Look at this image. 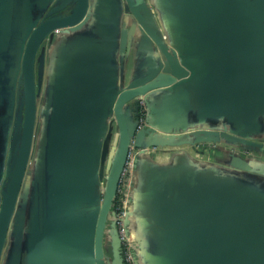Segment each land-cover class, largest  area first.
I'll use <instances>...</instances> for the list:
<instances>
[{
	"label": "water",
	"instance_id": "obj_1",
	"mask_svg": "<svg viewBox=\"0 0 264 264\" xmlns=\"http://www.w3.org/2000/svg\"><path fill=\"white\" fill-rule=\"evenodd\" d=\"M193 9L197 35L167 44L153 0H0V82H7L16 111L12 146L0 157V264H124L112 208L131 148L123 226L133 264H264V184L190 164L169 170L171 182L146 213L136 205L138 158L151 148L213 147L230 158L227 171L264 176L263 166L234 152L264 155V143L240 131L250 119L233 120L229 111L235 94L239 104L251 102L246 115L264 114V0H255L248 16L230 0L220 7L198 0ZM104 12L109 19L96 21ZM95 28L105 31L111 52L122 51L121 76L117 64H58L31 163L39 50L59 32ZM199 84L207 101L189 106L191 125L186 116L172 127L166 96ZM172 113H181L176 103ZM221 143L234 149H219ZM140 214L151 216L150 225Z\"/></svg>",
	"mask_w": 264,
	"mask_h": 264
},
{
	"label": "crops",
	"instance_id": "obj_2",
	"mask_svg": "<svg viewBox=\"0 0 264 264\" xmlns=\"http://www.w3.org/2000/svg\"><path fill=\"white\" fill-rule=\"evenodd\" d=\"M198 0H153L155 8L158 12V28L162 37L165 39L167 44H169V38L174 36H195L197 35L195 31V25L192 22L196 21L195 14L197 13L193 9V4L197 3ZM203 6L217 5L221 6L222 0H202ZM238 4L245 6V11L242 12V15H253V8L255 0H230V5L233 9H236ZM237 10V9H236ZM205 13V12H204ZM213 10V14H216ZM220 14V12H218ZM103 17L104 20H108V13H103L96 17V21L101 20ZM103 20V23L106 24V21ZM213 20H215V15H213ZM104 30H97L96 28L92 31H84L78 34H64L57 33L53 36L52 40H46L41 46L39 53L37 55V64L41 63L42 73L40 77V91L37 98V127L35 131L36 142L34 147V155L36 153V147L41 140L42 129H43V118L40 113L46 106V101L48 97V91L51 90L55 84L56 71L58 64H117V77L118 79L121 76L120 64L122 61V51L118 47L115 51L111 52V46L109 45V39ZM137 52V51H136ZM137 58L142 59L139 52H137ZM111 58L112 62H111ZM139 64H143V61L139 60ZM38 66V65H37ZM207 68L204 67L202 70V80H207ZM215 84H219L218 81H214ZM8 85L6 81L1 80L0 82V157L8 156V149L11 148V142H13V136H11V131L14 128L16 111L13 106V100L11 98V92H8ZM177 90L175 93L166 96V104L168 105V116L171 119V126L178 127L179 125H184L186 116L189 119L188 125L192 123L193 118L191 113L193 104L196 102L207 101L206 93L204 92L201 84L196 86V89L193 92L188 90ZM219 92V91H218ZM163 93H156L155 96L162 97ZM235 94H233L234 96ZM242 95L243 93L238 94ZM209 96V95H207ZM230 96L232 101V107L229 108V111L232 114V119H238L245 115L244 119L246 121L250 119L248 123L239 122L240 125H243L244 128L240 129L241 132L252 133V140L260 143H264V114L259 116L256 119L246 115L250 108L246 101H241L239 104L236 97ZM246 99L248 93H246ZM245 99V100H246ZM245 102V104H244ZM172 103H176V106L179 108L181 113L177 116H174L172 113ZM189 106L191 108H189ZM225 108V107H224ZM248 108V109H249ZM194 109V108H193ZM237 111V113H235ZM237 118H235L234 116ZM258 115V114H257ZM216 122L210 123L209 127H214ZM190 127V126H189ZM198 125L192 127L194 130ZM228 129L231 128V125H227ZM261 127V128H260ZM191 128V129H192ZM204 129V128H203ZM190 130V129H189ZM238 131V129H237ZM258 131V132H257ZM257 132V134H256ZM222 148H231L232 146L224 145L221 143L219 145ZM202 147L199 150L190 151L187 148H170V149H154L151 148L145 154L138 158L137 164V179L135 189L138 194L136 205L141 206L142 212L146 213L148 211L153 198L156 195H159L162 191L165 190L167 182H171L170 177L172 173H169L171 168L180 169L182 167H187L188 165L196 166L198 169H212L222 174L229 172L237 176H245L254 182L264 184V176L250 175L244 172L238 171H227L225 166H228L230 158L221 151L218 152V149L213 147ZM202 150V151H201ZM185 151L188 153L184 154ZM237 151L239 155L243 158H247L253 166L256 168L258 166H263L264 168V155L251 152L249 154H243V149L239 147L234 149V152ZM198 152V153H197ZM197 153V154H196ZM236 153V152H235ZM5 154V155H4ZM185 155V156H184ZM181 157V159H178ZM189 167V166H188ZM194 169V168H193ZM258 169V168H257ZM226 174V173H225ZM125 182L123 179L122 184ZM157 204V201H156ZM141 224L150 225L151 216L147 214H140L139 219Z\"/></svg>",
	"mask_w": 264,
	"mask_h": 264
},
{
	"label": "built area",
	"instance_id": "obj_3",
	"mask_svg": "<svg viewBox=\"0 0 264 264\" xmlns=\"http://www.w3.org/2000/svg\"><path fill=\"white\" fill-rule=\"evenodd\" d=\"M144 117H145V109L143 108L142 102H141V115L139 120V128H141L144 124ZM136 156V150L131 148L130 153L128 156V161L125 169V173L122 177V181L119 187L118 196H117V206H116V218H117V229L119 236L121 240L123 241L124 246V262L125 264H133V254H132V245L133 240L130 238V236H127L125 234V228L123 226V219L125 217L126 211L128 209V196L126 193V189L129 183V175L132 172L134 159ZM125 178V182L122 184L123 179Z\"/></svg>",
	"mask_w": 264,
	"mask_h": 264
},
{
	"label": "flooded vegetation",
	"instance_id": "obj_4",
	"mask_svg": "<svg viewBox=\"0 0 264 264\" xmlns=\"http://www.w3.org/2000/svg\"><path fill=\"white\" fill-rule=\"evenodd\" d=\"M43 44H44V42H43ZM42 44V45H43ZM243 154H249V153H247V152H243ZM116 209V207H115V202H114V204H113V208H112V211H114ZM110 224V222L108 223V225ZM120 251H121V255H122V257H123V254H124V246H123V243H122V245H121V248H120ZM106 254L109 256V257H111V250L109 249L107 252H106ZM125 264V263H124Z\"/></svg>",
	"mask_w": 264,
	"mask_h": 264
},
{
	"label": "trees",
	"instance_id": "obj_5",
	"mask_svg": "<svg viewBox=\"0 0 264 264\" xmlns=\"http://www.w3.org/2000/svg\"><path fill=\"white\" fill-rule=\"evenodd\" d=\"M117 199H118V198L115 199V207L117 206Z\"/></svg>",
	"mask_w": 264,
	"mask_h": 264
}]
</instances>
